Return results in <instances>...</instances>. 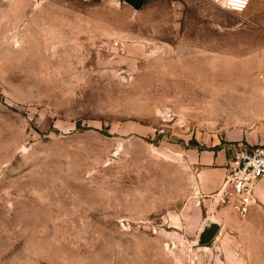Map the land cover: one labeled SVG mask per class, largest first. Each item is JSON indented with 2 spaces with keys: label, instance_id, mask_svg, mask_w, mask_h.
<instances>
[{
  "label": "rangeland",
  "instance_id": "374dc122",
  "mask_svg": "<svg viewBox=\"0 0 264 264\" xmlns=\"http://www.w3.org/2000/svg\"><path fill=\"white\" fill-rule=\"evenodd\" d=\"M261 78L264 15L0 0V264H264L263 219L199 199L185 157L235 147Z\"/></svg>",
  "mask_w": 264,
  "mask_h": 264
},
{
  "label": "crops",
  "instance_id": "0c3cea01",
  "mask_svg": "<svg viewBox=\"0 0 264 264\" xmlns=\"http://www.w3.org/2000/svg\"><path fill=\"white\" fill-rule=\"evenodd\" d=\"M242 14L251 19L262 17L264 15V0H251L249 7ZM225 140L235 143V147L215 144L217 146L215 149L190 148L185 151L187 170L189 169L193 173V193L199 196L202 201H207L220 189L227 164L236 148L241 145L247 148L264 145V109L258 114L252 127L244 128L238 132H227ZM253 195L255 204L251 207L248 215L264 221V178L255 184Z\"/></svg>",
  "mask_w": 264,
  "mask_h": 264
},
{
  "label": "built area",
  "instance_id": "2783aa9c",
  "mask_svg": "<svg viewBox=\"0 0 264 264\" xmlns=\"http://www.w3.org/2000/svg\"><path fill=\"white\" fill-rule=\"evenodd\" d=\"M223 11L242 14L251 0H211ZM264 88V78H261ZM264 102V90H263ZM264 178V145L235 151L230 158L220 189L209 197L220 207H227L240 218L255 204L253 189Z\"/></svg>",
  "mask_w": 264,
  "mask_h": 264
},
{
  "label": "water",
  "instance_id": "95a60500",
  "mask_svg": "<svg viewBox=\"0 0 264 264\" xmlns=\"http://www.w3.org/2000/svg\"><path fill=\"white\" fill-rule=\"evenodd\" d=\"M125 3L129 4L134 10L139 11L143 4L144 0H123ZM220 229V223L215 220H209L204 223L199 230L197 235V246H206L210 244L215 235L218 233Z\"/></svg>",
  "mask_w": 264,
  "mask_h": 264
}]
</instances>
